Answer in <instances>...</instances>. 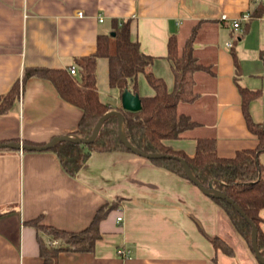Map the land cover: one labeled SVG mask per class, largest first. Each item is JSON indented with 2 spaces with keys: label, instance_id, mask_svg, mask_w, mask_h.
<instances>
[{
  "label": "crops",
  "instance_id": "1",
  "mask_svg": "<svg viewBox=\"0 0 264 264\" xmlns=\"http://www.w3.org/2000/svg\"><path fill=\"white\" fill-rule=\"evenodd\" d=\"M254 9L252 0H0V94L20 84L19 98L0 113V141L43 144L60 135L79 136L83 110L46 77L24 82L25 69L78 68V58L96 52L99 35L112 32L115 19L131 18L132 38L155 57L152 69L169 91L175 86L167 57L171 35L182 46L196 29L195 52L213 69L195 73L198 97L178 105L197 126L166 143L189 155L201 136H215L221 156L256 147L239 87L260 90L249 110L255 121H264V15L251 16ZM245 12L250 16L236 31L230 20ZM109 66L108 57L98 58L99 96L111 109H121ZM138 86L141 96L155 93L144 73L138 74ZM102 207L109 210L95 249L63 250L58 264H260L212 196L149 158L129 150L93 151L73 176L49 149H0V264H43L31 220L81 231ZM217 235L234 246V257L217 254ZM40 236L57 241L45 232Z\"/></svg>",
  "mask_w": 264,
  "mask_h": 264
},
{
  "label": "trees",
  "instance_id": "2",
  "mask_svg": "<svg viewBox=\"0 0 264 264\" xmlns=\"http://www.w3.org/2000/svg\"><path fill=\"white\" fill-rule=\"evenodd\" d=\"M252 15L263 16L264 3L256 4ZM195 34L196 29L182 46L177 35H171L169 38L167 57L171 60L175 74V86L171 91L168 90L165 80L157 76L152 69L155 57L144 52L140 41L132 38L131 18L115 19L113 31L99 35L96 52L78 58V73H71L69 69L27 67L23 80L25 82L31 76L50 79L62 98L83 110L77 133L79 136L89 137L99 118L111 110V106L103 102L99 96L96 74L98 58L102 56L109 58L110 86L118 88L121 94L127 88L139 93L138 74L144 73L155 93L148 96L140 95L142 99L140 110H123L127 138L145 152H161L185 158L191 171L204 186H213L233 198L256 223L257 243L264 255V164L261 161V153L264 152V121H255L249 110L251 101L260 94V90L243 87L238 83L248 126L259 140L256 147L239 149L233 156H221L217 151V138L201 136L197 139L195 153L189 155L166 143L169 139L187 136L197 126L198 122L190 114L181 112L178 105L180 102H190L198 97L195 73L213 70L210 65L202 63L196 54ZM262 57L264 59V51ZM235 62L238 67L236 53ZM19 96L20 84L16 82L7 93L0 94V113L11 108ZM24 142L32 143L26 140ZM49 150L57 154L65 171L73 176L83 167L93 151H131L118 135L116 115H111L105 120L95 141L77 143L61 140ZM150 160L188 178L178 158L163 157ZM212 197L252 249L251 224L225 198ZM108 210L109 208H100L92 223L81 231L45 225L41 223L40 218L31 220L39 232L43 264H58L59 252L63 250L93 251L97 240L102 236L99 229L100 221ZM40 232L51 235L57 241L51 243L45 241ZM212 241L217 254L234 257V246L227 239L217 235ZM217 257L218 255L215 258ZM259 263L264 264L260 261Z\"/></svg>",
  "mask_w": 264,
  "mask_h": 264
},
{
  "label": "water",
  "instance_id": "3",
  "mask_svg": "<svg viewBox=\"0 0 264 264\" xmlns=\"http://www.w3.org/2000/svg\"><path fill=\"white\" fill-rule=\"evenodd\" d=\"M121 100L122 105L121 109H111L107 111L103 116L99 118L96 125L94 126L93 132L89 137H82V136H76L72 137L69 135H60L53 137L51 140L47 141L43 144H33V143H27L22 140L20 141H0V149H14V150H20V151H34V150H47L50 149L55 143L61 140H70L77 143H91L95 141V139L98 136V133L105 122L106 119H108L111 115H116L118 117V135L122 142L126 145L128 149H130L132 152L137 153L141 156H144L149 159L154 158H163V157H175L180 160L182 163V166L188 176V178L193 181L195 184H197L203 192L210 196L214 197H220L225 198L229 203H231L240 213L242 216H244L247 221L251 224L252 231H251V240H252V249L257 257V259L264 263V255L261 253L257 238H258V227L256 223L246 214V212L242 209V207L230 196H228L226 193L222 192L219 189L214 188L213 186L206 187L204 186L201 181L198 179V177L191 171L187 160L185 158L174 156L171 154L161 153V152H145L141 149H139L137 146H135L129 139L127 138L124 130V112L123 110H130V111H138L142 108V99L139 93H135L131 91L130 89H125L121 94Z\"/></svg>",
  "mask_w": 264,
  "mask_h": 264
},
{
  "label": "built area",
  "instance_id": "4",
  "mask_svg": "<svg viewBox=\"0 0 264 264\" xmlns=\"http://www.w3.org/2000/svg\"><path fill=\"white\" fill-rule=\"evenodd\" d=\"M252 1H253V3H254L255 5H256V4H259V3H264V0H252ZM80 14H82V12H80ZM249 16H250V12H245V13H243L240 17H237V18L231 19L230 21H231V23H232L234 29H235L236 31H239V30L241 29V26H242V25H241V21H242V19H243V18H248ZM227 18H228V17H226V16L224 17V19H227ZM100 20L103 21V20H104L103 17H101ZM228 45H229V46H232L233 43H232V42H228ZM69 70H70L71 73H77L78 68H77L76 65H72V66L69 67ZM122 219H123L122 216H119V217H118V220H122ZM54 242H55V241H54ZM126 254H129V251H127Z\"/></svg>",
  "mask_w": 264,
  "mask_h": 264
}]
</instances>
